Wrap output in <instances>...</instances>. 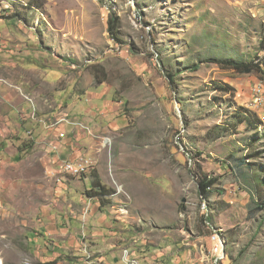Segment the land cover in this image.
<instances>
[{"label":"rangeland","instance_id":"374dc122","mask_svg":"<svg viewBox=\"0 0 264 264\" xmlns=\"http://www.w3.org/2000/svg\"><path fill=\"white\" fill-rule=\"evenodd\" d=\"M0 3V18L25 19L28 33L35 32L29 18L45 21V42L35 55L49 60L48 69L61 68L57 89L77 84L80 114L57 120L87 136L91 149L83 155L96 167L90 180L96 173L115 192L107 198L110 210L97 216L107 217V235L112 217L114 228L125 229L117 219L125 216L134 229L121 240H130L126 248L134 252L146 249L144 257L136 254L141 264H264V211L253 213L264 205V119L249 107L252 88L264 76L221 63L264 57V0ZM112 15L120 19V43L108 30ZM26 99L37 112L34 99ZM244 110L252 113L250 122L236 118ZM108 137L111 149L102 145ZM244 159L249 166L239 168ZM30 164L10 168L16 177L0 188V264H107L105 244L88 242L89 233L101 229L93 221L91 231V206L84 203L93 184L83 181L71 198L59 199L51 183L58 180L49 175L52 158L40 185L31 181L41 175ZM199 173L217 179L208 200L201 196ZM72 202L85 208L80 225L63 222Z\"/></svg>","mask_w":264,"mask_h":264},{"label":"crops","instance_id":"0c3cea01","mask_svg":"<svg viewBox=\"0 0 264 264\" xmlns=\"http://www.w3.org/2000/svg\"><path fill=\"white\" fill-rule=\"evenodd\" d=\"M12 16L6 19L0 18V188L11 183L9 178L16 177V174L10 173V168L25 161L31 163L29 168H37L38 175H41L40 181L37 178H33L31 181L38 185L42 184L48 180L45 170L49 159L52 158L53 169L50 170L49 175L55 176L54 178L58 182L51 180V183L54 185L56 196L66 200L67 197H72L74 190H81L83 186L85 187L82 185L83 181L92 184L89 176L91 172L82 177H72L63 175L62 172L59 173V168L55 167V164L59 162L76 161L82 158L81 155L84 152L91 149L88 147L91 146V143L88 139H84L87 137L84 133L66 124H60L61 122L57 120L59 117H63L64 113L76 116L80 114V111H77L81 107L78 105L80 97L76 93L77 84L71 83L65 91L57 89V84H61L59 81L62 74L61 68L60 70L48 69L49 60L41 61L44 56L40 53L35 55V49L39 50V47L45 42V39H42V32L46 31L45 27L47 26L45 21L38 15L32 19L29 18L28 20H31L35 32L28 33L25 31L26 26L22 22L25 19L19 22L17 16ZM7 23H9V29L5 31L4 27ZM73 74L77 76L78 73L73 71L71 75ZM26 97L34 99L37 107L36 113V109L33 110L32 104ZM90 110L89 107L86 108L84 115L87 116ZM81 128L86 130L83 126ZM61 135L65 137L62 140L63 146L58 153L53 154L52 148L58 140L62 139ZM88 136L96 139L90 134ZM88 190L91 189L88 187ZM84 198L86 199L84 202L86 206H91L89 217L90 229L93 228L91 231L94 230L93 221L101 227L99 232L89 233L92 235L91 240L88 241L89 245L105 244L106 248L101 253L103 255L101 256L103 257L102 261L107 264H124L122 249L130 246V240L127 245L126 240L123 242L121 238L126 237L129 232L132 235L133 226L129 225L125 216L124 218L118 216L117 219H122L125 226V229L120 231L114 228L113 223L118 224V222L116 219L115 222L112 217L111 225L108 226L109 235H107L105 232L107 217L98 219L97 216L104 209H107L104 212H108L110 208L108 206L103 207L98 198L87 195ZM72 203L67 210L68 214L63 215V222L80 225V216L84 214L85 208L81 209L83 208L81 203L78 205ZM75 206L76 208H74ZM72 227L77 228L76 226ZM72 227H70L71 232L68 227L66 230L70 233H74V230L78 231ZM68 245H74L73 241L68 242ZM145 251V248L138 247L136 252H132L134 255L139 253L140 256L144 257L147 254Z\"/></svg>","mask_w":264,"mask_h":264},{"label":"trees","instance_id":"16d2710c","mask_svg":"<svg viewBox=\"0 0 264 264\" xmlns=\"http://www.w3.org/2000/svg\"><path fill=\"white\" fill-rule=\"evenodd\" d=\"M119 21H120L119 17H114V15H112L111 19L109 20V29L108 30H109V33L111 35V38L113 40H115L116 42L120 43V39L118 36L119 35L118 34L119 33V25H120ZM221 63L226 65L228 68L234 69V70L239 71L240 73H243V74L259 73L262 76H264V57L262 59H260L258 63H237V62H233V61H222ZM168 77L171 78L170 75ZM106 80H107V78L105 76V79H98V82H100V84H103L106 82ZM250 117H253V115L249 110H244L243 112H239L236 114V118H240L241 122H243L244 119H247L249 121ZM260 121H261V123H263L262 120H260ZM180 141H182L181 136H180ZM257 143H258L257 140L252 141L250 143V145H248V147L252 148ZM21 150H23V149H21ZM247 151H249V150H247ZM252 156H255V155H250V157H252ZM247 157H249V156H247ZM244 166H249L246 159L241 161L239 168H242ZM253 168L254 167L252 166L250 169H253ZM92 172H91V174H92ZM198 180H199V187H200L201 196L204 200H208L209 199V193H210L211 189L217 184V179H213L207 175H202L199 173L198 174ZM92 184H93V189H91V191L88 192L89 197L100 199L103 207H107L108 205H110L111 201L107 198H111L115 194V192H113L107 186L102 184L99 176L96 173H94V179H93ZM257 211H264V205L261 203H258V205L256 206V211H253V213L257 212ZM211 221L212 220L210 218H207L205 222H206V224L207 223L212 224Z\"/></svg>","mask_w":264,"mask_h":264},{"label":"bare ground","instance_id":"6f19581e","mask_svg":"<svg viewBox=\"0 0 264 264\" xmlns=\"http://www.w3.org/2000/svg\"><path fill=\"white\" fill-rule=\"evenodd\" d=\"M5 3L6 2H4V4ZM3 5H1V3H0V9H2L1 6H3ZM6 7H10V6H6ZM254 85H258V86L264 87V81L260 80V81L256 82ZM258 107H259V94L258 93H253L252 101H251V108L254 109V110H257ZM83 127L89 131L90 135L94 136L93 131L90 128H88L86 126H83ZM102 145L105 148L111 149L112 140L109 137L108 138H104L103 141H102ZM93 159L94 158L89 157V156H84L83 157V161H91V167L88 170L62 171V174L67 173V174H71V175H74V176H77V177L84 176V175L92 172L96 168V167H94V160ZM66 163H70V164L82 163V158H80V159H78L76 161H72V162L69 161V162H66ZM122 260H123V262L125 264H141V261L138 259V257L136 255L133 254V252L129 248H126L123 251Z\"/></svg>","mask_w":264,"mask_h":264},{"label":"built area","instance_id":"2783aa9c","mask_svg":"<svg viewBox=\"0 0 264 264\" xmlns=\"http://www.w3.org/2000/svg\"><path fill=\"white\" fill-rule=\"evenodd\" d=\"M0 14H2V13H0ZM251 93H258L259 94V107L257 110L259 111L261 118L264 119V87L254 85ZM249 107L251 108V100L249 103ZM84 131L87 133V135H89L88 130H84ZM61 138L64 139L65 137H63L61 135ZM81 156H82V163L70 164V163H60L59 162V163L55 164V167L59 168V173H61L62 171L88 170L91 167V161H83V155H81ZM190 162H191V160H190ZM209 226H211V225L209 224ZM211 238H216V236L213 234ZM216 245L218 248H220L218 241H216ZM219 259L220 258L218 257V261H219Z\"/></svg>","mask_w":264,"mask_h":264},{"label":"clouds","instance_id":"9594fccd","mask_svg":"<svg viewBox=\"0 0 264 264\" xmlns=\"http://www.w3.org/2000/svg\"><path fill=\"white\" fill-rule=\"evenodd\" d=\"M250 111V110H249Z\"/></svg>","mask_w":264,"mask_h":264}]
</instances>
